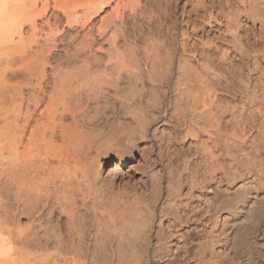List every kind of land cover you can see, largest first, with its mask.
<instances>
[{
	"label": "bare ground",
	"instance_id": "bare-ground-1",
	"mask_svg": "<svg viewBox=\"0 0 264 264\" xmlns=\"http://www.w3.org/2000/svg\"><path fill=\"white\" fill-rule=\"evenodd\" d=\"M166 5L171 6L176 25L170 33L176 34L172 47L165 40H160L165 43L162 48L157 42L145 45L146 64L152 68L145 66L146 78L130 50L137 49L143 37L139 26L132 27L135 42L132 37L127 40L125 19L138 10L143 16L147 11L143 0H0V264H264V0H166ZM157 17L152 15L147 22L153 36ZM182 24L185 27L179 28ZM128 45L131 53L124 49ZM172 65L177 70L173 84L177 120L192 122L198 112L207 123L184 122L183 134L204 148L199 155L191 153L194 158L187 152L185 166L179 164L183 172L170 162L158 213L159 223L162 219L165 223L153 232L154 216L145 212L146 196L140 195L144 189L130 182L132 172L125 169L134 151H146L149 120L161 106L159 90L153 91L171 81ZM145 78L151 87L160 84L153 90ZM222 91L239 97L242 106L234 97L239 111L244 105L253 108L244 114L252 112L254 119L251 113L242 114L246 109L241 114L234 111L230 98L228 106L233 109L228 112L238 114L235 120L247 117L248 124L237 120L232 129L238 132L237 139L233 133V141L224 142L222 137L221 148L218 138L225 131L220 134L222 126H217L223 122L210 118L226 102L221 103ZM218 117L233 122L231 117ZM246 124L256 128L254 150L246 147L250 142L246 140L250 135L243 137ZM164 146L159 145V153ZM219 150L250 171V177L235 167L236 172H225L233 173L231 177L219 178V167L225 165L220 158L227 157L220 152L219 158ZM145 151L139 155L143 153L144 164L150 167L152 158ZM114 161L108 184L104 169ZM153 171L145 175L158 189L162 180ZM224 176L234 185L235 199L228 196L214 204L201 202L206 195L200 201L192 198L198 185L209 189L211 181L223 182ZM224 189L227 193L231 188ZM206 215L210 223L204 228L196 218ZM197 243L202 250L198 263L190 254Z\"/></svg>",
	"mask_w": 264,
	"mask_h": 264
},
{
	"label": "rangeland",
	"instance_id": "rangeland-1",
	"mask_svg": "<svg viewBox=\"0 0 264 264\" xmlns=\"http://www.w3.org/2000/svg\"><path fill=\"white\" fill-rule=\"evenodd\" d=\"M153 3V4H152ZM159 3H161L160 5H159ZM143 4L144 5H147V11L145 12V13H143V16L141 17V16H139V14L141 13V15H142V12L141 11H137V12H140V13H138L137 14V12L136 13H133V17H135L136 19H137V17H138V19H137V22L139 23V24H142V23H144L143 24V28H139L140 27V25L137 23V22H135L136 21V19L135 18H133L132 17V14H127L126 16H125V19H126V21L128 22V27L130 28V30H129V28H128V39L127 40H131V37L132 36H134L133 35V32H134V28H136V30H140L139 32H140V34H141V36L143 37L140 41H137V46L139 47V49H138V47H137V49L139 50V52H137L136 53V48L135 47H133L134 45H136V44H134V45H132V44H130L131 42H129V45H132V47L134 48V50L135 51H133L132 49L133 48H131V46H130V50L133 52V55H134V57H135V59L136 58H138L137 59V61H138V63H139V65L142 67L141 68V70H143L142 72H144L143 74L144 75H146V78L148 77V75H147V73L149 72V69L147 70V69H145L144 70V68H145V66H146V68L147 67H149V68H151L150 66H149V63H148V66H147V60L145 59L146 57H144V53H143V48L145 47V45L147 46L148 44H151V46L152 45H154V43L155 42H157V43H161V45L160 44H158V46L160 45V47L162 48L163 47V45L162 44H164L165 45V43L168 41H171L169 44H167V45H169V47L171 46L172 47V42H173V40H174V36H175V32L173 31V33H175L174 34V36H172L173 34L172 33H170L172 30L171 29H174V28H176V25H174L173 26V24H172V17L170 16L171 15V13H172V8H171V6H169V7H167V5H166V0H162L161 2L159 1V0H143ZM155 4H156V6H155ZM153 5H154V7H153ZM173 5H174V3H173ZM154 8H152V7ZM156 8H157V10H156ZM155 10V11H154ZM166 11H168V16L166 15ZM154 12H155V14H154ZM134 14H136L135 16H134ZM162 14V15H161ZM156 16L157 17V15H158V26H157V28H158V30L156 31V33H155V35L153 36V34L151 33V27L147 24V22H148V19L150 18V16ZM147 16V17H146ZM143 17H144V20H143ZM130 18V19H129ZM160 18V19H159ZM128 19V20H127ZM160 20V21H159ZM160 22H162V26H159L160 24ZM135 23H137L136 25H135ZM135 26H134V25ZM172 25V26H170V25ZM139 26V27H138ZM142 26V25H141ZM132 27H134L133 29H132ZM137 27H138V29H137ZM163 27V28H162ZM174 27V28H173ZM185 26H184V24H182V25H179V28H184ZM147 28L149 29L150 28V30H147ZM166 28V29H165ZM170 29V30H169ZM159 30H160V32H159ZM174 30H176V29H174ZM133 31V32H132ZM167 33H166V32ZM132 32V33H131ZM147 32V33H146ZM149 32V33H148ZM159 33V34H158ZM145 34V35H144ZM162 34V35H161ZM172 34V35H171ZM228 34V33H227ZM226 34V35H227ZM130 35H132V36H130ZM159 37L160 35H161V37H159L160 39H158V40H156V38H157V36ZM178 35H180V34H178ZM177 35V40H181L182 39V36H178ZM129 36H130V38H129ZM163 36H165L164 38H163V40L161 39ZM168 36V37H167ZM228 36V39L229 40H231V37H229V35H227ZM145 37V38H144ZM167 37V38H166ZM181 37V38H180ZM172 38V39H171ZM133 40H135V38L133 39V37H132V40L131 41H133ZM150 40V41H149ZM163 42L164 40H165V43H162L161 41ZM146 41V42H145ZM159 41V42H158ZM133 42H135V41H133ZM138 42H140V43H138ZM142 42V43H141ZM156 43V44H157ZM142 44H143V47H142ZM155 44V47L157 46ZM129 45L128 46H126V48H128L129 47ZM140 46H141V48H140ZM150 46V45H149ZM156 47V48H158V49H160L159 47ZM126 48H124L125 50H128V51H130L129 50V48L128 49H126ZM123 49V50H124ZM124 50V51H125ZM137 50V51H138ZM127 51V52H128ZM131 51L130 52H128V53H131ZM142 51V52H141ZM163 50L161 49V52H162ZM161 52H159V54H162ZM164 52V51H163ZM141 54V55H139V54ZM165 53V52H164ZM143 58V59H142ZM235 57H233V59H234ZM240 58V56L238 57L237 56V59H234V60H238ZM143 62L145 63V64H143ZM173 66V65H172ZM172 66H171V70H172V72L170 71V79H171V81H170V79H169V81L171 82H169V83H167V85H163V86H160V87H158V89L156 88V91H153L154 90V88L155 87H157V84L159 83V81H157V82H154V81H151V82H154V83H152L153 85H156L154 88L153 87H151V83L150 82H148V79H146V82H148L147 84H148V86H150L151 87V89L153 88V93H155V92H157V90H159V97H160V104H161V106L160 107H158L159 108V110H157L156 112V114L154 115V122L152 123L150 120H149V128H147V135H148V133L150 134V135H148V141H147V145L149 146V142H151V144H150V146L148 147L147 145V147H146V151L145 150H143V148H140V151L142 150L143 151V153H144V151H145V153H147L148 151H149V153L147 154V156L149 155V157L151 156V160H152V165L149 167L148 165L147 166H145L146 164H144L145 163V161H144V157H141L142 156V154H141V156L139 155L141 152L140 151H134L133 152V155H132V157H131V159H130V162H129V164L127 165V167H126V171L128 172V171H130V172H132V175H133V178L131 179V183L132 184H136L137 186H139V188H140V190L143 188L144 189V192H142L141 191V193H140V195L141 196H143V197H145V203L143 202L142 204H144V206L146 207L145 209L147 210V209H149V210H145V212L148 214V212H149V216L150 215H153L154 216V218H153V220L155 219V220H157V221H153V223H152V231L154 232V231H156V227H157V229H159L161 226H162V224L163 223H165V219H162V222H160L161 223V225H158V224H160L159 223V221H160V219H159V217H160V214L158 215V213H159V208H160V204H161V202L163 201L162 199H164V198H162L163 197V192H161V184H162V186H164L165 185V182H166V180H167V177H169V169H170V166H171V164H170V162L172 163V162H175V164H173V165H176L175 167H176V169L179 167V164H182L183 165V167L185 166V163H186V161L185 160H183L187 155L186 154H188L189 153V151H190V153H189V158H190V154L191 153H193V154H196V152H197V155H199V154H201V152H202V150H203V148H204V146H203V148H201V147H199V145L198 144H196L195 145V143H197V141L198 140H196V139H194L193 137H190V136H188V137H186L183 133H186L185 132V130H186V128H187V126H186V123H188V121H189V119L187 118V122L184 120V122H186L185 123V125H184V122H182V121H178L177 120V109L175 110L174 108H175V102H174V100H176V99H174L175 97H176V95H177V92H176V87H174L173 86V84L175 85V81H176V74H177V70H176V68L174 69V67L175 66H173V68H172ZM152 69V68H151ZM173 69H174V71H173ZM147 73H146V72ZM174 72V73H173ZM173 73V74H172ZM175 75V76H174ZM150 83V84H149ZM160 84V83H159ZM173 87H172V86ZM167 86V87H166ZM159 88H161V89H159ZM175 89V92H176V94H175V92H173L174 91V89ZM163 89H165V90H163ZM220 93H224L226 96H228L229 97V99H226L227 97L224 95V94H222V97H225V99L224 98H222V101H221V103L222 102H224L223 100H226V102H225V104L224 103H222V104H224V105H220L219 104V107L221 106V107H224V109L222 108L221 109V107L219 108L220 109V111L221 110H224V111H227V113L225 112V114H224V111H223V113H220V111H219V113L221 114V116H220V118L222 117H224V115H225V117H226V115H227V117L225 118V119H227V118H229V117H231L230 119L231 120H233V122H234V120H235V118L237 117V113H235L234 111H237V112H240V114H241V112L242 111H244L245 109V111L242 113V114H244L245 112H247V110L248 111H253L252 109L253 108H250V106H248V105H244L243 106V109L244 110H242L241 111V109H240V111H239V107H238V105H240V106H242L241 104H240V100L239 99H237V98H239L238 96H234V94L232 95L231 93V96H233V97H230V95H229V92H224V91H222V92H220ZM164 95V96H163ZM224 95V96H223ZM221 96V95H220ZM163 97V98H162ZM234 97H235V102L238 104L237 105V107L235 106L236 105V103L234 102ZM162 98V99H161ZM230 98H232L231 99V103L230 104H234V106H233V108L234 107H236V109H233L232 107H229L228 106V104H229V100H230ZM239 101V102H238ZM162 102V103H161ZM174 102V103H173ZM233 102V103H232ZM226 104H227V106H226ZM231 105V106H232ZM187 107V106H186ZM245 107V108H244ZM190 108V107H189ZM227 108H231V109H233V110H231V109H229V112H228V109ZM238 108V109H237ZM249 108V109H248ZM166 109V110H165ZM216 109V108H215ZM225 109H227V110H225ZM251 109V110H250ZM190 110H192L193 111V109H190ZM230 110H231V113L232 114H230ZM218 111H216L215 112V114H216V118H215V114H214V116L212 115V119L210 118V120H214V119H216L215 121H218V122H223V123H220V125L219 126H217V127H219V128H221L220 126H222V132H220V134H222L224 131V133H226V130L228 129V130H230V131H228L227 130V133L229 132V133H231V135H229V136H227V133H226V137L224 136V133L222 134V136L220 137V139L218 138V140L219 141H224L225 142V140H226V138L228 139V138H231L230 136H232V133H233V136L235 137L236 135H237V133H236V131H234V132H232L233 130L232 129H235L234 128V126L235 125H237V124H239V122L237 123V120L239 121V119L241 120V121H243V119H244V121H245V118H247L248 116L247 115H250V113H251V115L253 114L252 112H248L247 113V115L246 114H244V116L246 115L247 117H244L243 115H242V117H244V118H242V117H239L237 120H235L236 121V123H233L234 125L233 126H231L232 125V123H231V121H230V123H231V125H230V123H228V122H225V120H217V115H220L219 113H218ZM233 112H234V114H236L235 116H234V114H233ZM193 113V112H192ZM198 113V112H197ZM196 113V115H197V117H198V119H200V121H202L203 123H204V121L206 122V120L204 119V121L203 120H201V117L200 116H198L199 115V113L197 114ZM218 113V114H217ZM222 114H224L223 116H222ZM230 114V115H229ZM175 115H176V117H175ZM195 115V114H194ZM156 116H157V118H156ZM210 117V116H209ZM233 117H235L234 119H233ZM252 117H253V115H252ZM252 117H249V119H252ZM192 118L194 119V118H196V117H191V121L192 122H190L189 121V123H194L195 121H198V119H194V121L192 120ZM219 118V117H218ZM219 118V119H220ZM149 119H152V118H149ZM184 119H186V118H184ZM203 119V118H202ZM248 119V120H249ZM253 119H254V117H253ZM252 119V120H253ZM247 120V119H246ZM213 122V125H214V127H216L215 125H218V124H216L217 122ZM241 121H240V124L242 125V123L243 124H245V123H247L248 124V122H242L241 123ZM251 120H249V123H253L254 124V120L253 121H251ZM179 122V123H178ZM199 122V121H198ZM224 122L225 123H227V125L228 126H226V124H224ZM122 123H124L125 124V126H126V122H122ZM129 123V122H128ZM131 123V122H130ZM181 123V124H180ZM199 123H201V122H199ZM207 123V122H206ZM210 123H211V121H210ZM160 124V125H159ZM244 125L245 126V128H248V129H250V132L248 131V129L246 130V129H244V131L246 132V133H244V131H243V133L244 134H247L246 136H243L244 134H241L242 132H240L241 130L240 129H237L240 133V135H242L244 138H246V137H249V135H250V137L249 138H246V140L247 141H250L249 143L251 144V142L253 141H255V140H252V138H254L253 136H256V128H252V126H250L251 128H249L248 127V125ZM253 124H250V125H253ZM127 125H129V124H127ZM183 125V126H182ZM223 125H224V127H226L225 129L226 130H223ZM229 125H230V127H229ZM240 125V126H241ZM177 126V127H176ZM243 126V125H242ZM127 127V126H126ZM130 127V126H129ZM176 127V128H175ZM179 127V128H178ZM217 127H216V129H217ZM229 127V128H228ZM154 128V129H153ZM159 130H157V129ZM237 128V127H236ZM239 128H241V127H239ZM215 129V128H214ZM242 129V128H241ZM251 129H253L252 131H251ZM150 130V131H149ZM181 130H183V131H181ZM243 130V129H242ZM154 131V132H153ZM155 131H158V132H155ZM165 131V132H164ZM264 131V130H263ZM171 132V133H170ZM182 132V133H181ZM156 134L157 136H158V138H156L157 136L155 135L154 136V134ZM178 133V134H177ZM228 133V134H229ZM236 133V135H234ZM171 134H172V136H171ZM178 136H177V135ZM181 134H182V136H181ZM215 134V133H214ZM255 134V135H254ZM264 135V134H263ZM153 136V137H152ZM159 136H160V138H159ZM174 136V137H173ZM176 136V137H175ZM184 136L186 137V139H184ZM216 136V135H215ZM215 136H213L214 138H215ZM232 136V137H233ZM183 137V138H182ZM219 137V136H218ZM225 138V139H222L221 140V138ZM233 137V138H234ZM239 137V136H238ZM242 137V138H243ZM149 138H151L150 140H149ZM163 139V141H164V139H165V141H166V143L168 144V146H164L166 143L165 142H163L162 143V139ZM233 138H231L232 140L231 141H233L235 138L237 139V136L233 139ZM240 138V137H239ZM239 138H238V142H240L239 141ZM241 138V139H242ZM243 138V139H244ZM264 137H262V139H263ZM159 139V140H158ZM160 139H161V141H160ZM170 139V142H168V140ZM191 139V140H190ZM242 139V140H243ZM196 140V141H195ZM260 140H261V138H260ZM184 141V142H183ZM218 141V142H219ZM223 141L221 142V144L220 143H218V144H220L219 146L221 147V146H223ZM226 141H228V140H226ZM264 141V140H263ZM160 142V143H159ZM173 142V143H172ZM192 143V145L193 146H191L190 144ZM212 142V141H211ZM157 143V144H156ZM159 143V144H158ZM189 144V146H188V144ZM227 143V142H226ZM226 143H225V145H226ZM248 143V144H249ZM166 144V145H167ZM171 144V145H170ZM184 144V145H183ZM186 144V145H185ZM199 144H201L200 142H199ZM212 145H213V142L211 143ZM216 144V143H215ZM237 144H239V143H237ZM247 144V146L246 147H248V149L249 150H252L253 148H254V146H252L253 144H251V146H250V148H249V145ZM153 145V146H152ZM157 145V146H156ZM159 145H162V146H164L163 148L164 149H162V151L163 152H161V153H159L158 152V150H159ZM227 145H228V147H227ZM225 147H226V149H228L229 148V144H227ZM195 146H197V148H199V151H198V149L197 148H195ZM152 147H153V149H152ZM168 147V148H167ZM192 147V148H191ZM224 147V146H223ZM158 148V149H157ZM184 148H186V150L187 151H185V149ZM222 148V147H221ZM193 149H195V151L193 150ZM226 149H224L223 148V150H226ZM230 149H231V146H230V148L228 149L229 151H230ZM148 150V151H147ZM227 150V151H228ZM254 150V149H253ZM169 151H170V154H169ZM185 151V152H184ZM153 152V153H152ZM188 152V153H187ZM195 152V153H194ZM220 152H222V151H218V154L217 155H219V153ZM226 152V151H225ZM225 152H222V153H224V157H226L227 156V153L225 154ZM185 153V154H184ZM222 153H220V155H223ZM229 153H231V151L229 152ZM178 154V155H177ZM180 154V155H179ZM192 154V156H191V158L193 157H195L196 155H193ZM145 155V154H144ZM161 155V156H160ZM169 155V156H168ZM171 155V156H170ZM177 155V156H176ZM220 155H219V158H220ZM229 155V154H228ZM146 156V157H147ZM160 156V157H159ZM164 156V157H163ZM188 156H187V158H188ZM137 159H136V158ZM143 158V159H142ZM173 160V161H171V159ZM175 160H174V159ZM186 158V159H187ZM223 158V156H221V158H220V160L222 161H220L219 163H221V165H222V163L223 164H225V165H222V166H224V168H220L219 167V170H222V171H218V177L220 178V176L222 175V174H226V176L228 177V176H232L233 175V173L230 175V174H228V173H225L227 170H230V171H228V172H231V171H234L235 169V167H237L236 168V170L237 169H245V168H242V166L240 165V167H239V165H236V164H238V163H232L231 161H230V159H232V157H230V159H229V157L227 156L225 159H229V160H223L222 159ZM185 161V162H184ZM169 162V163H168ZM182 162V163H181ZM204 162V161H203ZM202 162V163H203ZM225 162V163H224ZM226 162L227 163H232V164H234L233 165V168H230V167H232V164H231V166H229L228 164L226 165ZM234 162V161H233ZM155 163V164H154ZM116 164V162L114 161L113 163H112V165H110L107 169H104L105 171H104V173H105V177L106 176H109V174L113 171L112 169H113V167L114 166H116L115 165ZM197 164V163H196ZM196 164H193L194 166H192L193 167V169L197 166ZM135 165V166H134ZM182 165H180V169L182 168L181 166ZM196 165V166H195ZM219 165V164H218ZM145 166V167H144ZM220 166V165H219ZM221 166V167H222ZM218 167V166H217ZM227 167V168H226ZM244 167V166H243ZM134 168V169H133ZM146 168H150V169H148V171L150 172V171H153L154 172V174H155V176L157 175V174H159L158 176H159V178L162 180L161 181V183H160V185H159V188L158 189H155V187H157L158 185L157 184H155L154 185V182H153V179H151L150 178V176L148 175V177L150 178H147V175H145L148 171H147V169ZM197 168L198 167H196L195 169L197 170ZM225 168H226V170H225ZM176 169H175V171H176ZM223 169H224V172H223ZM233 169V170H232ZM112 170V171H111ZM183 168H182V172H183ZM144 171H147L146 173L144 172ZM178 171V170H177ZM181 171V170H180ZM195 171V170H194ZM238 171H240V170H238ZM244 173H245V175L248 177V175H249V177H250V174L249 173H251L250 171H248V173H247V170H246V172H245V170H242ZM241 171V172H242ZM113 172H115V171H113ZM179 172V171H178ZM234 172H236V171H234ZM157 173V174H156ZM211 173V172H210ZM240 173V172H239ZM138 174V175H137ZM142 174H144V175H142ZM164 174V175H163ZM248 174V175H247ZM253 174V173H252ZM252 174H251V177H252ZM131 175V174H130ZM135 175V176H134ZM142 175V176H141ZM220 175V176H219ZM221 177H223V175L221 176ZM225 177V176H224ZM227 177H225V180H224V178H223V182H219L218 183V181L220 180H218V178H217V182H216V180H213V182L211 181V183H213V184H211L210 185V188L211 187H213V190H212V188H211V191H210V188L209 189H206V190H204V187H203V185L201 186V185H198L193 191H192V198L194 199L195 198V196H196V201H197V199H198V201H200L201 200V198H203V196H205L206 195V198L207 197H209V199L207 198H203V199H205V200H201V202H206L207 200H209L210 202H213L214 204H215V202H217L218 200H225V199H228V196H230V198L231 199H235L236 197H234V196H236L234 193H235V190H234V185L232 186L231 184H230V182H229V184H228V180H227ZM107 179H106V181H108L107 183L108 184H110V182H109V178L108 177H106ZM120 178L122 179L123 177L122 176H120ZM157 178V177H156ZM139 179V180H138ZM141 179V180H140ZM144 179H146V180H144ZM147 179H148V181H147ZM136 180H138V182L136 181ZM150 180V181H149ZM145 181V182H144ZM209 181H210V179H209ZM214 182H216V183H214ZM142 183V184H141ZM149 184H151V185H149ZM209 184V183H208ZM218 184H219V187H218ZM140 185H141V187H140ZM186 185V186H185ZM184 186H183V188H184V190L186 191V189L188 190V185L187 184H185ZM221 185V186H220ZM153 186V187H152ZM155 186V187H154ZM199 186H201L200 187V189H201V191H199L200 189H199ZM187 187V188H186ZM218 187V188H217ZM223 187V188H222ZM224 187H228V188H231V189H229V191L227 190V193H226V190L224 189ZM250 187H252V186H250ZM153 188V189H152ZM215 188H217V189H215ZM222 188V189H221ZM223 189L225 190V191H223ZM153 190V191H152ZM150 191V192H149ZM159 191V192H158ZM203 191H204V194H203ZM234 191V192H233ZM153 192H155V194L153 193ZM156 192H158V193H156ZM202 192V193H201ZM229 193V194H228ZM150 196H149V195ZM227 194V195H226ZM138 196V200L139 201H141V199H143V198H141V196ZM194 195V196H193ZM159 196V197H158ZM161 196V197H160ZM198 196V197H197ZM223 196V197H222ZM157 197H158V199H157ZM155 199H157L156 201H154ZM161 199V200H160ZM147 201V202H146ZM155 203V204H153V202ZM107 202V201H106ZM152 202V203H151ZM219 202V201H218ZM107 203H109V202H107ZM150 203H151V205H150ZM207 203H208V201H207ZM108 205V204H107ZM158 205V206H157ZM143 206V205H142ZM143 206V207H144ZM153 206V207H152ZM156 206V207H155ZM152 207V208H151ZM153 208H154V210H153ZM157 208V209H156ZM151 211V212H150ZM197 211V210H196ZM154 212V213H153ZM198 213L200 212V213H202L201 211H197ZM197 212H195V214L197 215ZM200 213H199V215H200ZM158 215V216H157ZM199 215H197L198 217H199ZM202 216H204V215H202ZM201 216V217H202ZM200 217V218H201ZM207 217V218H206ZM199 218V219H200ZM208 218H209V216L208 215H206L205 217H202L201 219H200V221H199V219L198 218H196V220H197V223L199 224H201L204 228H207L208 227V225H209V223H207L206 222V220L208 221ZM205 222H206V224H205ZM205 224V225H204ZM207 226V227H206ZM154 228V229H153ZM199 236V235H198ZM198 236H196V238H200V237H202L201 235H200V237H198ZM201 241V240H200ZM203 241V240H202ZM201 241V242H202ZM201 242H200V244H201ZM199 243V242H198ZM196 244L195 246H194V250L192 249L191 250V252H190V254L192 255V257L194 256L195 257V259L194 260H196V259H198L200 256H201V254H198V253H202L201 251V248H200V246H199V244ZM203 243V242H202ZM198 247V248H197ZM199 248H200V251H199ZM198 251V252H197ZM194 252V253H193ZM194 254V255H193ZM196 254H198V257L196 256ZM197 261V263H198V261H199V259L198 260H196Z\"/></svg>",
	"mask_w": 264,
	"mask_h": 264
}]
</instances>
